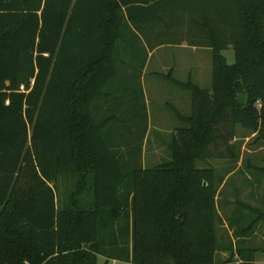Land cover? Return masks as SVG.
I'll use <instances>...</instances> for the list:
<instances>
[{"label": "trees", "instance_id": "obj_1", "mask_svg": "<svg viewBox=\"0 0 264 264\" xmlns=\"http://www.w3.org/2000/svg\"><path fill=\"white\" fill-rule=\"evenodd\" d=\"M127 19L150 49L213 51L211 89L158 74L192 91L193 113L146 169L111 151L91 109ZM236 125L264 142V0H0V264H255L240 242L215 259L223 178L197 166L219 140L236 157Z\"/></svg>", "mask_w": 264, "mask_h": 264}, {"label": "rangeland", "instance_id": "obj_2", "mask_svg": "<svg viewBox=\"0 0 264 264\" xmlns=\"http://www.w3.org/2000/svg\"><path fill=\"white\" fill-rule=\"evenodd\" d=\"M182 43L184 46L170 44L152 52L149 65L142 74L143 88L141 78L136 76L138 71L134 72L130 80L134 106L142 109L146 106V111L149 112L148 122L142 123L140 117H134L132 125L117 124L110 128V136L116 141L119 131L124 128L132 130L133 144L131 149H128L129 155L121 159L129 160L141 168H152L171 159V131L185 125L178 113L182 116H190L193 113L192 91L180 87L166 77L157 76L154 70L160 74H171L178 81L191 80L201 89H211L212 86V49ZM221 54L227 63L235 61L231 46L222 49ZM143 58L140 57L141 60ZM143 91L145 99L142 97ZM219 129L220 133L226 132L223 127ZM219 143V146L209 148L210 156L197 161L199 168L214 170L216 182L223 178L216 194L219 214L223 220L216 226L219 250L215 259H226L231 252L222 248L232 245L235 250L240 242L241 247L256 249L255 264H264V220L259 217L260 212L264 213V142L251 130L236 125L234 138L227 142L228 145L235 144L236 157L230 158L226 145L220 140ZM138 147L140 152H137ZM125 152L117 149L118 154ZM75 182L76 176L72 174L59 177L56 187L59 206L68 201V195ZM90 200L87 195L85 201L90 203ZM97 264L127 263L98 255Z\"/></svg>", "mask_w": 264, "mask_h": 264}, {"label": "crops", "instance_id": "obj_3", "mask_svg": "<svg viewBox=\"0 0 264 264\" xmlns=\"http://www.w3.org/2000/svg\"><path fill=\"white\" fill-rule=\"evenodd\" d=\"M165 45L170 44H162L150 49L148 40L142 38V36L135 31L132 23L128 21V19L125 21V23H122L121 32L115 41L114 48L113 57L116 70L115 74L105 84L100 94L94 99L91 108L96 122L106 125L104 137L109 143L111 151H113L115 155L121 156L120 158L127 157L129 155L128 149L130 150L133 144L132 130H126L124 128L123 130L119 131L118 140L116 141L110 136V128L117 124L124 126L129 123L132 125L134 123V117H140L142 123L148 122L149 112L147 113L146 106L143 109L139 106V108L134 106L133 89L130 80L134 76V72L138 71L139 74L136 76L141 78V85L143 88L144 85L142 81V74L149 65V59L152 52L157 51L159 48ZM178 45L184 46L183 43ZM140 55L144 57L142 59L144 62L140 59ZM154 73L157 76L160 74V72L155 70ZM142 94L143 99H145L144 91ZM171 132H173V130ZM116 148L119 150H125L126 152L124 154H118ZM89 196L91 198V203L93 201V196L91 194ZM254 262L256 263L255 260Z\"/></svg>", "mask_w": 264, "mask_h": 264}]
</instances>
